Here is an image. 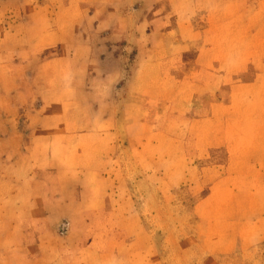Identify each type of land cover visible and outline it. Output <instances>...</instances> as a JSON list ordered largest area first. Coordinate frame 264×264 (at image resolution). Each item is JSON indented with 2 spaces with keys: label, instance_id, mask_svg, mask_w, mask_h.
<instances>
[{
  "label": "rangeland",
  "instance_id": "1",
  "mask_svg": "<svg viewBox=\"0 0 264 264\" xmlns=\"http://www.w3.org/2000/svg\"><path fill=\"white\" fill-rule=\"evenodd\" d=\"M124 1L27 58L28 103L0 112L40 181L29 209L0 199V264H264V3L208 30L205 0Z\"/></svg>",
  "mask_w": 264,
  "mask_h": 264
},
{
  "label": "crops",
  "instance_id": "2",
  "mask_svg": "<svg viewBox=\"0 0 264 264\" xmlns=\"http://www.w3.org/2000/svg\"><path fill=\"white\" fill-rule=\"evenodd\" d=\"M205 1L211 25H209L208 30L212 29L213 23L223 17L221 15L223 9L232 8L235 13H240L241 9L248 5V0ZM259 1L264 3V0ZM160 3L165 8L174 7V0H160ZM125 7L124 0H0V112L2 110L3 112L11 111L13 105L17 106L21 102L28 103L27 99L20 101L21 95L25 96L21 92L22 87L27 88L29 85H24L23 80L25 79H22V73L28 71L29 68V65L25 64V61H28L27 58L31 56H45L47 51L50 55L65 54L63 51H52L56 49L63 50L64 46L60 40L64 32H75L78 34L76 38L88 39L89 33L93 31L90 26L94 20L98 21V25L103 30L108 23L107 18L110 17L108 14L117 15L120 19V13L122 16V10ZM133 7L136 11L137 8H142L141 5L137 6L136 2H134ZM94 8H96V11H93ZM83 11L86 12L90 19L82 17ZM71 12L79 16L75 27L73 26V21L70 23V26L62 27V24H64L63 18H67L66 15L71 14ZM161 15L162 13L160 15L156 14L157 19L154 20L155 23H164V18L166 22L167 19L170 20L168 16L164 17ZM249 21L251 22L252 19L250 18ZM84 24L87 27L86 31L81 30ZM207 36L208 33L206 34ZM103 37L109 39L110 34L106 36L103 34ZM182 40V44L186 43L184 37H182ZM150 50L153 49L150 48ZM202 50L204 49H199L200 55H202ZM182 51L175 53V55L177 57L181 56L183 62L186 53ZM246 54L250 53L246 52ZM41 68L38 67L37 69V77L45 70V65L42 64ZM245 68L246 66L242 70ZM169 70L175 69L170 68ZM14 80L19 81L17 84L19 91L13 95V90L11 89L14 87ZM237 87L240 86L233 85L232 87L234 95L236 93L234 89ZM3 89H6V91L3 92ZM15 95L18 96V101L13 99ZM234 95L233 99L235 98ZM0 144V164H3L2 162L5 164L4 167L0 165V199L1 201L2 199H5L3 201H8L12 208L29 209L32 203L37 201L38 196L25 194L27 189H25V186H28V182L31 181L33 183L37 179L30 176V169H27L25 175H22V172L20 173L19 170L21 169L23 159L28 156L32 147L23 150L19 133L14 131L10 133L5 132L3 136L0 135ZM10 172H13V174L10 175ZM3 181H7L12 186L4 190L2 187ZM38 182L40 181L37 180L36 183ZM44 194L42 192L41 196L39 195L41 200L45 199ZM1 204L2 202H0V207H2ZM11 227H8L6 230L11 233L17 231L15 227Z\"/></svg>",
  "mask_w": 264,
  "mask_h": 264
}]
</instances>
